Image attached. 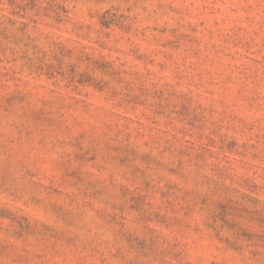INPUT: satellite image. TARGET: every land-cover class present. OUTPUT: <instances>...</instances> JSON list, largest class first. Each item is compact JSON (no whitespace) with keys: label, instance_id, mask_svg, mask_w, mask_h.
Returning a JSON list of instances; mask_svg holds the SVG:
<instances>
[{"label":"rangeland","instance_id":"rangeland-1","mask_svg":"<svg viewBox=\"0 0 264 264\" xmlns=\"http://www.w3.org/2000/svg\"><path fill=\"white\" fill-rule=\"evenodd\" d=\"M0 264H264V0H0Z\"/></svg>","mask_w":264,"mask_h":264}]
</instances>
